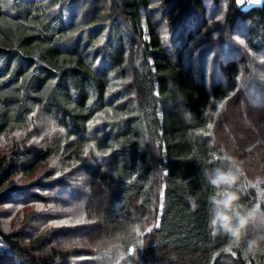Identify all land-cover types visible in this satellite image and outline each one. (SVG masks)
<instances>
[{"label":"trees","instance_id":"1","mask_svg":"<svg viewBox=\"0 0 264 264\" xmlns=\"http://www.w3.org/2000/svg\"><path fill=\"white\" fill-rule=\"evenodd\" d=\"M256 110L264 3L0 0V264H264Z\"/></svg>","mask_w":264,"mask_h":264},{"label":"rangeland","instance_id":"2","mask_svg":"<svg viewBox=\"0 0 264 264\" xmlns=\"http://www.w3.org/2000/svg\"><path fill=\"white\" fill-rule=\"evenodd\" d=\"M259 5V4H256ZM241 106V104H240ZM250 118L252 121L259 120L260 122L264 123V112L256 110V113H250ZM247 125V124H246ZM262 129L264 131V125L262 126ZM58 130L56 128L55 122L52 121L51 118L48 116L44 115L43 113L38 112L36 115H34L32 123L29 124V127L27 128L26 132L21 134L20 138L23 139L28 135V140L29 142H34L36 139L38 142H49V140L57 134ZM238 133H243L242 131H237ZM241 135V134H240ZM33 138V139H31ZM32 140V141H30ZM13 138L9 139H1L0 141V151L1 152H9L10 149V144L12 143ZM54 215H57L59 218L63 219L64 221L61 223H58L57 226L65 228V227H70L72 219L74 218V214L70 211V209L66 208L64 205L60 204H55L53 210H52ZM17 214L11 216L10 220L7 218L5 222L7 224H13L15 225L14 221L16 219ZM78 217V216H77ZM5 223V226H6ZM33 226V225H32ZM41 228V226H40ZM33 231V230H31ZM86 232L88 231L87 229L85 230ZM81 233L83 234V232ZM68 234V233H67ZM7 264H10L9 261H6ZM76 263V262H75ZM80 264V263H76Z\"/></svg>","mask_w":264,"mask_h":264},{"label":"snow or ice","instance_id":"3","mask_svg":"<svg viewBox=\"0 0 264 264\" xmlns=\"http://www.w3.org/2000/svg\"><path fill=\"white\" fill-rule=\"evenodd\" d=\"M250 2H251L252 4H254V5H256V4L264 3V0H250ZM236 3H237L238 5H243V4L245 3V0H236ZM20 134H21L20 132H17L15 135H16L17 137H19Z\"/></svg>","mask_w":264,"mask_h":264},{"label":"built area","instance_id":"4","mask_svg":"<svg viewBox=\"0 0 264 264\" xmlns=\"http://www.w3.org/2000/svg\"><path fill=\"white\" fill-rule=\"evenodd\" d=\"M247 2H248V4H252V3L250 2V0H247Z\"/></svg>","mask_w":264,"mask_h":264}]
</instances>
